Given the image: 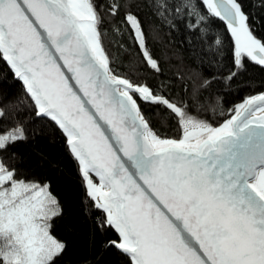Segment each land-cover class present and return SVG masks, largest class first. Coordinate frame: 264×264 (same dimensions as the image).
I'll use <instances>...</instances> for the list:
<instances>
[{"label": "snow or ice", "instance_id": "snow-or-ice-1", "mask_svg": "<svg viewBox=\"0 0 264 264\" xmlns=\"http://www.w3.org/2000/svg\"><path fill=\"white\" fill-rule=\"evenodd\" d=\"M145 2L162 24L187 18L201 33L209 16L219 18L234 40V66L243 68L245 58L264 66V42L238 0ZM131 8L130 0L99 10L94 0H0V60L22 81L34 114L66 137L86 194L104 214L101 227L119 237L106 247L122 264H264V93L213 127L198 118L208 81L194 73L179 104L114 74L100 29L104 14L122 9L147 65L161 70ZM137 95L166 107L177 138L153 130ZM23 103H0V120ZM26 139L17 121L0 132V152ZM17 175L0 157V264H54L65 248L50 233L59 202L47 183Z\"/></svg>", "mask_w": 264, "mask_h": 264}, {"label": "trees", "instance_id": "trees-1", "mask_svg": "<svg viewBox=\"0 0 264 264\" xmlns=\"http://www.w3.org/2000/svg\"><path fill=\"white\" fill-rule=\"evenodd\" d=\"M238 2L249 16L253 34L264 42V7L260 6V0ZM94 3L99 10L110 0H94ZM130 3L131 11L138 16L146 34V47L161 70L156 72L147 65L134 39V31L122 21V9L121 15L115 17L104 14L100 29L102 47L110 58L114 74L128 78L133 84L147 85L154 94L179 104L187 98L185 89L190 87L189 76L194 73L199 80L208 81L202 93L204 108L198 118L213 127L227 120L245 98L264 91V66L247 58L243 68L234 66V40L219 18L209 16L201 33L186 27L187 18L175 20L174 26L162 24L145 0H130ZM200 11L208 15L202 4ZM217 37L221 41L219 45L215 43ZM232 72L237 74L228 79ZM134 98L154 131L161 137H178L175 119L168 116L165 106L145 102L138 95ZM18 100L24 103L0 120V132L9 130L19 121L27 139L10 145L0 152V157L10 168L16 169L18 179L47 183L57 198L61 214L51 221L50 233L65 248L54 264H122L121 254L114 247H106L108 241L119 237L113 229L101 227L104 214L86 194L85 181L66 137L50 119L34 114L23 84L7 63L0 60V103L15 104ZM190 111L196 115V111Z\"/></svg>", "mask_w": 264, "mask_h": 264}, {"label": "water", "instance_id": "water-1", "mask_svg": "<svg viewBox=\"0 0 264 264\" xmlns=\"http://www.w3.org/2000/svg\"><path fill=\"white\" fill-rule=\"evenodd\" d=\"M8 66H9V65H8ZM9 67H10V66H9ZM10 69H11V68H10ZM17 79H18V78H17ZM21 83H22V81H21ZM22 84H23V83H22ZM134 85H135V84H134ZM261 93H264V91H263V92H260V93H257V94H254V95H252V96H256V95H259V94H261ZM250 97H251V96H250ZM247 98H248V97H247ZM245 99H246V98H245ZM245 99H244V100H245ZM242 102H243V101H242ZM138 106H139V105H138ZM257 115H259V113H257ZM45 118H46V117H45ZM221 124H222V123H221ZM221 124H220V125H221ZM220 125H218V126H220ZM218 126H217V127H218ZM93 177H94L95 179L98 180V178H96L94 175H93Z\"/></svg>", "mask_w": 264, "mask_h": 264}, {"label": "bare ground", "instance_id": "bare-ground-1", "mask_svg": "<svg viewBox=\"0 0 264 264\" xmlns=\"http://www.w3.org/2000/svg\"><path fill=\"white\" fill-rule=\"evenodd\" d=\"M243 101H244V100H243ZM240 103H241V102H240ZM240 103H238V104H240ZM238 104H237V105H238ZM233 114H234V113H233ZM233 114H232V115H233ZM230 117H231V116H230ZM230 117H229V118H230ZM229 118H228V119H229ZM97 181H98V180H97ZM98 183H99V181H98Z\"/></svg>", "mask_w": 264, "mask_h": 264}, {"label": "rangeland", "instance_id": "rangeland-1", "mask_svg": "<svg viewBox=\"0 0 264 264\" xmlns=\"http://www.w3.org/2000/svg\"><path fill=\"white\" fill-rule=\"evenodd\" d=\"M97 180V179H96ZM95 183H98V181L97 182H95Z\"/></svg>", "mask_w": 264, "mask_h": 264}]
</instances>
